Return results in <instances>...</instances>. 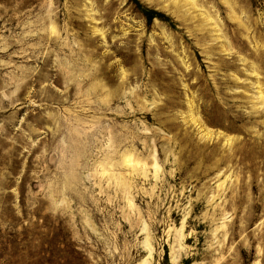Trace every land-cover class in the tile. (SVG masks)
Listing matches in <instances>:
<instances>
[{
  "label": "rangeland",
  "instance_id": "374dc122",
  "mask_svg": "<svg viewBox=\"0 0 264 264\" xmlns=\"http://www.w3.org/2000/svg\"><path fill=\"white\" fill-rule=\"evenodd\" d=\"M0 264H264V0H0Z\"/></svg>",
  "mask_w": 264,
  "mask_h": 264
}]
</instances>
